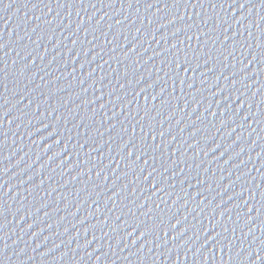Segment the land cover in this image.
<instances>
[{"label": "water", "instance_id": "obj_1", "mask_svg": "<svg viewBox=\"0 0 264 264\" xmlns=\"http://www.w3.org/2000/svg\"><path fill=\"white\" fill-rule=\"evenodd\" d=\"M65 2L0 3V264H252L264 5Z\"/></svg>", "mask_w": 264, "mask_h": 264}, {"label": "snow or ice", "instance_id": "obj_2", "mask_svg": "<svg viewBox=\"0 0 264 264\" xmlns=\"http://www.w3.org/2000/svg\"><path fill=\"white\" fill-rule=\"evenodd\" d=\"M3 2V0H0V3H2ZM41 2H43V0H41ZM53 2V0H49V4H51ZM55 2H56V4H57V6L58 7H62V8H64V7H68V4L65 2V3H61V0H55ZM80 2H81V4H83L84 3V0H80ZM113 2H115V0H113ZM131 2H132V0H129V6H131ZM136 2L137 3H139V0H136ZM197 2L199 3V2H201V0H197ZM251 2V0H244V2L243 3H240L239 4V7H241V8H243V7H245V4H248V3H250ZM260 2H261V4L262 5H264V0H260ZM233 3H236V0H233ZM92 7H95V5L93 4L92 5ZM149 7H151V5H149ZM49 10H51V8L49 7ZM197 15H198V13H197ZM103 17H101V19H102ZM189 19H191V18H189ZM117 23H119V21H117ZM187 25V27L189 28V29H191V28H193V27H196L197 29H198V27H197V25L195 24V22L194 23H192V24H186ZM227 38V37H226ZM188 39H191V36H189L188 37ZM197 40H199V36H197ZM261 45H257V47H260ZM172 47H176V45H173ZM3 48V44H0V49H2ZM132 50H134V49H132ZM187 55V54H186ZM255 59V57H253V60ZM106 62V61H105ZM177 64H178V67L180 68V70H181V67H182V65H183V71H185V72H188L189 71V69H192V67H191V62L190 61H185L184 62V64H179L178 63V58H177ZM245 67H247V65L245 66ZM193 71H194V69H192ZM0 73H5V68H0ZM176 75L177 76H179V71H177L176 72ZM138 82V81H137ZM182 83H184L185 81H181ZM128 83H131V81L129 80L128 81ZM233 83H235V81H233ZM122 88L125 86L124 84H121L120 85ZM189 87H191V85H189ZM243 96V93L241 94V97ZM227 99V98H226ZM7 103V101H5V104ZM240 104H241V102H240ZM0 107H2V105H0ZM8 113H6L5 115H7ZM246 118V117H245ZM142 130H143V128H142ZM149 132H151V130L149 131ZM161 135H162V133H161ZM152 139L153 140H155L156 139V137L153 135L152 136ZM133 147H136V146H133ZM132 154H133V151L132 152H128V156L130 157V156H132ZM137 159H140V157H137ZM144 163L146 164L147 163V160H145L144 161ZM143 170V169H142ZM156 171V169L155 168H153V172H155ZM165 171H167V169H165ZM97 176H99V172H97ZM149 176H152V173H149ZM152 188H155V184L152 186ZM156 190H157V188H156ZM252 198L254 199L255 197L254 196H252ZM262 207H264V205H262ZM252 209H253V206L251 207V208H249V210H248V212L250 213V212H252ZM259 209H257L256 208V212L257 213H259ZM0 215H3V213L2 212H0ZM253 219H255V217H252V216H248V218H247V220L248 221H251V220H253ZM178 223H179V221H178ZM0 227H2V226H0ZM172 227L174 228L175 227V225H172ZM184 231H186V229H184ZM249 231H251V230H249ZM127 235H131V232H129ZM165 235H167V232H165ZM214 239V238H213ZM133 243H135V241H133ZM217 243H219V241L217 242ZM261 245L262 246H264V241H261ZM256 261H259V262H261V264H264V254H257L256 255V257H255V260L254 261H252V264H256Z\"/></svg>", "mask_w": 264, "mask_h": 264}]
</instances>
